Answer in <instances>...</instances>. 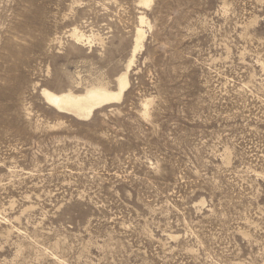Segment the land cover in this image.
<instances>
[{
    "label": "rangeland",
    "instance_id": "374dc122",
    "mask_svg": "<svg viewBox=\"0 0 264 264\" xmlns=\"http://www.w3.org/2000/svg\"><path fill=\"white\" fill-rule=\"evenodd\" d=\"M0 264H264V0H0Z\"/></svg>",
    "mask_w": 264,
    "mask_h": 264
},
{
    "label": "bare ground",
    "instance_id": "6f19581e",
    "mask_svg": "<svg viewBox=\"0 0 264 264\" xmlns=\"http://www.w3.org/2000/svg\"><path fill=\"white\" fill-rule=\"evenodd\" d=\"M149 2L150 0H143V4H148ZM139 20L140 27L136 29L131 60L127 65V71L116 77L115 89H109L102 83L91 85L80 93H74L71 90L54 93L46 89H42L41 96L43 97L45 103L58 113L82 119L88 118L99 108L119 102L123 93L129 88L127 72L135 53L142 48V41L145 37V31L141 29V25L144 24L145 21L143 18H140ZM71 37L77 42H80L83 40L84 35L74 28L72 29Z\"/></svg>",
    "mask_w": 264,
    "mask_h": 264
}]
</instances>
